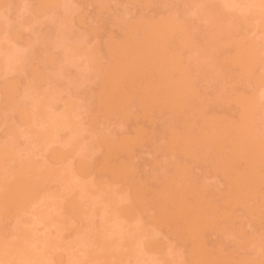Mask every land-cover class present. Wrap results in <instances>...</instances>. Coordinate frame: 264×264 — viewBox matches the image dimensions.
Masks as SVG:
<instances>
[{"label":"rangeland","instance_id":"rangeland-1","mask_svg":"<svg viewBox=\"0 0 264 264\" xmlns=\"http://www.w3.org/2000/svg\"><path fill=\"white\" fill-rule=\"evenodd\" d=\"M0 264H264V0H0Z\"/></svg>","mask_w":264,"mask_h":264},{"label":"bare ground","instance_id":"bare-ground-1","mask_svg":"<svg viewBox=\"0 0 264 264\" xmlns=\"http://www.w3.org/2000/svg\"><path fill=\"white\" fill-rule=\"evenodd\" d=\"M26 1V0H25ZM40 1V0H39ZM55 1V0H54ZM36 2V1H35ZM42 2V1H41ZM51 2V1H50ZM34 5V3H32ZM37 4V3H36ZM31 5V4H30ZM6 9V8H5ZM64 23V22H63Z\"/></svg>","mask_w":264,"mask_h":264}]
</instances>
